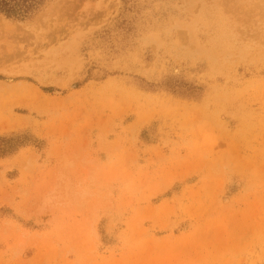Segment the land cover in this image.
Returning a JSON list of instances; mask_svg holds the SVG:
<instances>
[{"label":"rangeland","instance_id":"obj_1","mask_svg":"<svg viewBox=\"0 0 264 264\" xmlns=\"http://www.w3.org/2000/svg\"><path fill=\"white\" fill-rule=\"evenodd\" d=\"M0 264H264V0L0 13Z\"/></svg>","mask_w":264,"mask_h":264},{"label":"trees","instance_id":"obj_2","mask_svg":"<svg viewBox=\"0 0 264 264\" xmlns=\"http://www.w3.org/2000/svg\"><path fill=\"white\" fill-rule=\"evenodd\" d=\"M46 0H0V13L6 17L23 20L44 5Z\"/></svg>","mask_w":264,"mask_h":264}]
</instances>
